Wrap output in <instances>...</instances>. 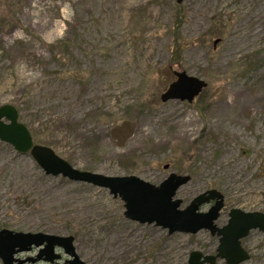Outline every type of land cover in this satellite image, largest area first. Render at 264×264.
<instances>
[{"label": "rangeland", "instance_id": "374dc122", "mask_svg": "<svg viewBox=\"0 0 264 264\" xmlns=\"http://www.w3.org/2000/svg\"><path fill=\"white\" fill-rule=\"evenodd\" d=\"M176 71L208 87L162 102ZM5 105L76 170L154 186L188 175L175 199L184 209L218 190L219 226L232 209L264 213V0H0ZM125 211L108 189L48 176L0 141V231L72 236L86 264H188L216 247L205 230L169 235ZM245 241L243 264H264V233ZM39 252L15 258L71 260L57 249L59 261L27 262Z\"/></svg>", "mask_w": 264, "mask_h": 264}, {"label": "water", "instance_id": "95a60500", "mask_svg": "<svg viewBox=\"0 0 264 264\" xmlns=\"http://www.w3.org/2000/svg\"><path fill=\"white\" fill-rule=\"evenodd\" d=\"M176 1L181 4L184 0ZM174 74L176 80L161 95L162 102L176 99L192 103L208 87L204 80L189 76L186 72L176 71ZM0 141L11 145L21 154L30 153L48 176H62L73 182L108 189L114 197H120L125 202V217L133 222L154 224L168 230L169 235H194L206 230L220 237L216 256L192 252L188 264H216L217 259L226 260L227 264H241L250 259L241 246V240L253 230L264 233V213L260 212L232 209L227 224L223 227L217 225L225 199L216 189L200 194L182 209L183 201L175 197L179 189L190 182L188 175L172 173L159 186H154L135 176L112 178L76 170L51 148L34 143L28 128L19 122L18 110L12 105L0 107ZM211 202L214 204L207 212H200L201 207ZM74 241L72 236L1 230L0 260L3 264H25L26 261L18 260L15 256L37 248L40 251L37 258L27 262L43 260L53 263L61 260V255L56 253L59 249L71 258L67 264H86L77 256Z\"/></svg>", "mask_w": 264, "mask_h": 264}, {"label": "flooded vegetation", "instance_id": "af4514ba", "mask_svg": "<svg viewBox=\"0 0 264 264\" xmlns=\"http://www.w3.org/2000/svg\"><path fill=\"white\" fill-rule=\"evenodd\" d=\"M214 204V202H211L209 205H207V206H209V209L211 208V206ZM206 206V205H205ZM208 209V210H209ZM228 220H229V215H228ZM228 220H227V222H228ZM227 222L224 224V225H226L227 224ZM218 225V224H217ZM224 225H222V226H220V227H223ZM206 231V230H205ZM253 231H259V230H253ZM253 231H251V232H253ZM206 232H208L209 233V235L212 237V238H215V240H216V247H215V249H214V251L211 253V254H203V253H201V252H199V253H201V254H203V256H216L217 255V251H218V247H219V244H220V242H219V240H220V237L217 235V234H215V235H212L211 234V232H209V231H206ZM251 232L249 233V235L246 237V238H244V239H242L241 240V246L243 247V249L245 250V251H247V253L249 254V256H250V253L248 252V250L245 248V246H246V239L250 236V234H251ZM260 232V231H259ZM185 235H191V234H185ZM195 235V234H194ZM192 236V235H191ZM37 249V248H36ZM33 250V249H32ZM31 250V251H32ZM250 260V259H249ZM248 261V260H247ZM247 261H245V262H247ZM218 262H223L224 264H227V261L226 260H221V259H217L216 260V264L218 263ZM245 262H243V263H245ZM243 263H241V264H243Z\"/></svg>", "mask_w": 264, "mask_h": 264}, {"label": "bare ground", "instance_id": "6f19581e", "mask_svg": "<svg viewBox=\"0 0 264 264\" xmlns=\"http://www.w3.org/2000/svg\"><path fill=\"white\" fill-rule=\"evenodd\" d=\"M261 24H259V26H260Z\"/></svg>", "mask_w": 264, "mask_h": 264}]
</instances>
